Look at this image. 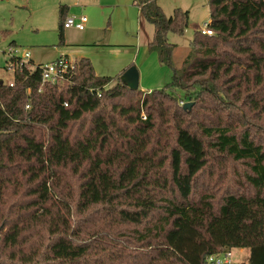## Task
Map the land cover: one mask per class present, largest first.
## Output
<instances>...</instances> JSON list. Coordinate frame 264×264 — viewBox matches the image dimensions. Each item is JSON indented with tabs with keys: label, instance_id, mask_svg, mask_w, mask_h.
Masks as SVG:
<instances>
[{
	"label": "trees",
	"instance_id": "16d2710c",
	"mask_svg": "<svg viewBox=\"0 0 264 264\" xmlns=\"http://www.w3.org/2000/svg\"><path fill=\"white\" fill-rule=\"evenodd\" d=\"M134 1L153 27L149 52L172 67L167 36L183 35L188 12L168 18L155 0ZM208 7L213 35L194 32L161 90L123 85L130 66L96 76L86 58L59 88L42 84L33 61L10 59L13 85L0 80V264H206L233 249L264 264V143L248 123L264 117V0ZM176 88L195 101L187 111L169 107ZM198 116V131L184 124ZM217 156L242 167L228 179L237 190L217 193L225 169L209 164ZM95 208L107 225L86 221Z\"/></svg>",
	"mask_w": 264,
	"mask_h": 264
},
{
	"label": "rangeland",
	"instance_id": "374dc122",
	"mask_svg": "<svg viewBox=\"0 0 264 264\" xmlns=\"http://www.w3.org/2000/svg\"><path fill=\"white\" fill-rule=\"evenodd\" d=\"M26 2L27 0H0V80L4 84H9L13 81V71L9 69L11 57L7 53V49L9 47L18 49L19 54L22 50L30 52L32 61L42 65L54 61L62 55L60 52L64 51L58 41V26L56 28V32L51 31L50 29L53 25L48 23V18L45 19L46 15L49 14V9L46 8V10H44L42 6H37L33 13H31L28 7H26ZM155 2L157 6L160 7L163 14L168 18L172 15L174 9L179 8L188 12V26L183 35L170 33L167 36L168 42L175 45L171 55L172 67H170L167 63L160 62L157 57L158 55L154 51H150V59H146V61H142L141 59L143 57L142 50H140V54L136 55V59H132V66H134L140 74L139 90L143 92L161 90L172 81L174 76L173 69L179 71L183 67L190 50V43L193 39L194 32L199 30L204 24H208L210 21L208 0H155ZM142 27L151 38L153 34V27L147 24V22H143ZM132 48L136 50L135 47H128L127 50L113 48L119 49L118 52L117 50H99L96 52L97 54L103 53L107 56L105 57L103 55V58L95 56L96 61L94 62L106 64L107 61L117 60V68H119L126 60H130V49ZM107 51L113 52L111 53ZM75 53L76 52H74L73 49L68 51L71 60H77L74 55ZM89 54H91V51ZM97 67L103 66L97 65ZM99 69L101 70V68ZM113 72L114 70H111L109 74ZM115 76L116 74L110 75L112 78ZM205 79H200L198 81L200 84H203ZM114 83L115 82L112 84ZM146 83L150 87H147V89L144 90L142 89V86ZM170 94L178 97L177 100H174V103L170 102V109L173 108L177 111H179V109L184 110L183 107L186 103H191V105H194L195 103V101L184 102L181 98L185 97V92L181 89L176 88L170 90ZM166 104H168V102H166ZM199 106L200 105H198V107ZM238 111L241 114V111ZM205 115L209 116L210 113L206 112ZM200 119L201 118L199 116L197 118H186L184 124L190 127L193 131H198L196 126L198 123L202 122L199 121ZM263 120L264 117L260 120L261 122L248 120V123H258L254 125L253 135L259 141H263L264 143V133H262L259 127V124L262 123ZM172 121L173 119L171 115H165L159 120L165 130H170V135L173 133L171 132ZM236 129L239 130V128ZM216 161H220L225 167L223 177L218 182L219 189L217 190V193H221L220 190L223 185H229V189L232 191L237 190L235 185L228 181V179L233 176V170L239 171L242 170V167L239 166V164L233 163L230 159L217 156L216 160H210L209 162L212 168L218 167L216 165ZM100 210L101 209L99 208H95L94 211L87 215L86 221L91 223L100 221V223L107 225L106 223L108 222V218L103 217V214L100 215L98 212ZM231 253V261L234 264H248V250H242L240 252L238 249H233L231 250Z\"/></svg>",
	"mask_w": 264,
	"mask_h": 264
},
{
	"label": "crops",
	"instance_id": "0c3cea01",
	"mask_svg": "<svg viewBox=\"0 0 264 264\" xmlns=\"http://www.w3.org/2000/svg\"><path fill=\"white\" fill-rule=\"evenodd\" d=\"M37 6H42L44 10L49 9L46 15L48 23L53 25L50 29L56 32L59 22V7H66L64 17L69 16H86L87 23L83 31L75 29H64V44L60 53L70 59L68 51L73 49L77 62L86 58L92 64L95 75L99 77H110V75H119L132 66V59H136V55L142 50V61L150 59L148 45L152 40L148 33L143 29L142 24L146 22L140 14V9L134 0H27L26 7L33 13ZM148 24V23H147ZM68 31V32H66ZM123 43V44H122ZM135 43V46H134ZM130 49V60H126L124 64L117 68L116 61H107L106 64L96 63V57L103 58L106 54H97L99 50H127ZM119 48V49H113ZM91 51V54L89 52ZM93 51V53H92ZM105 52V51H104ZM113 52V51H107ZM104 55V56H103ZM103 66V67H97ZM101 68V70L97 68ZM116 69V70H115ZM111 70L113 73L109 74ZM142 89H147L148 84H143ZM140 86V74H139ZM145 92V91H144ZM242 250H240L241 252Z\"/></svg>",
	"mask_w": 264,
	"mask_h": 264
},
{
	"label": "built area",
	"instance_id": "2783aa9c",
	"mask_svg": "<svg viewBox=\"0 0 264 264\" xmlns=\"http://www.w3.org/2000/svg\"><path fill=\"white\" fill-rule=\"evenodd\" d=\"M87 23V17L80 15V16H69L66 17L63 23V29H75L77 31H83L85 29ZM200 33L206 36H212L213 31L208 27V24H204L200 29ZM7 53L10 55L11 59H13L17 64H24L28 65L31 63V54L26 50H22L19 54V50L13 47H9L7 49ZM31 70L39 68L41 72V79L42 84L47 83L50 85H54L57 87H63L69 85L71 83V79L76 70V62L71 61L66 56L61 55L54 61L48 64H37L32 63ZM13 71H15V63H10V67ZM13 82L9 83V86H12ZM110 85H106L103 87L104 90L109 88ZM40 91V90H39ZM90 92L96 93L97 97L101 96L100 89H90ZM183 104V103H182ZM66 106V104H65ZM28 108V106H26ZM145 120V117L142 118ZM232 253L231 251L228 252H221L217 254L210 255L206 259V264H234L231 261Z\"/></svg>",
	"mask_w": 264,
	"mask_h": 264
},
{
	"label": "water",
	"instance_id": "95a60500",
	"mask_svg": "<svg viewBox=\"0 0 264 264\" xmlns=\"http://www.w3.org/2000/svg\"><path fill=\"white\" fill-rule=\"evenodd\" d=\"M120 81L123 85L127 86L129 89L137 90L139 88V73L134 66H130L126 71L120 76ZM191 103H186L183 109L188 110L191 108Z\"/></svg>",
	"mask_w": 264,
	"mask_h": 264
}]
</instances>
